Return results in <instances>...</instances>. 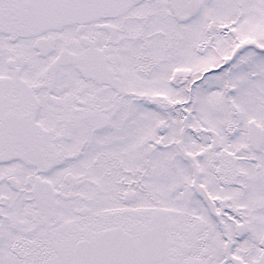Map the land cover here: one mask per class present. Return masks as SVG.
I'll use <instances>...</instances> for the list:
<instances>
[{
    "label": "snow or ice",
    "instance_id": "snow-or-ice-1",
    "mask_svg": "<svg viewBox=\"0 0 264 264\" xmlns=\"http://www.w3.org/2000/svg\"><path fill=\"white\" fill-rule=\"evenodd\" d=\"M0 264H264V0H0Z\"/></svg>",
    "mask_w": 264,
    "mask_h": 264
}]
</instances>
